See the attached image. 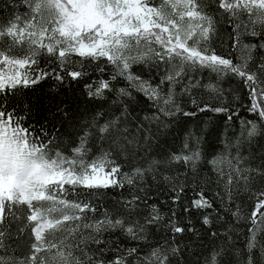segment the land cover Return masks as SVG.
<instances>
[{"label":"snow or ice","instance_id":"snow-or-ice-1","mask_svg":"<svg viewBox=\"0 0 264 264\" xmlns=\"http://www.w3.org/2000/svg\"><path fill=\"white\" fill-rule=\"evenodd\" d=\"M8 3L14 11L0 19V41H8V47L0 48V264H182L179 240L186 232L198 235L192 219L187 220V227L180 226L182 221L173 211L168 223L162 224L164 217L155 205L147 214L143 209L149 189L154 184L159 187V181L175 193L174 204L189 188H201L199 198L183 206L185 213L212 207L203 196V184L209 181H202L199 172L204 159L202 140L194 131L187 132L181 151L167 154L160 141L171 134L172 120L178 114L196 115L184 111L180 97H190L201 112L229 113L231 120V109L223 101L229 96L241 98L231 87L222 86L228 76L242 83L249 111L264 120V55H256L257 49L264 51V40L244 42L248 36H264V0H162L160 6H153L152 0ZM20 7H27L28 12L21 15ZM233 52L239 53L236 62L230 58ZM134 65H142L148 76L135 72ZM204 69L215 73L216 82L202 84L196 78L195 73ZM153 71L159 75L158 83ZM94 75L98 78L93 79ZM49 78L59 83L83 82L87 96L99 102L91 116L85 115L78 126L74 123L72 158L60 151L54 158L49 156L58 137L55 132L50 135L46 126L26 127L27 106L23 116L14 107L8 108L9 94L15 96ZM119 80L125 86L118 87ZM201 88L221 106L212 107L202 97L198 102L193 92ZM137 94L151 102V112L140 115ZM261 132L256 122H246L240 136L225 143L227 155L208 161L218 177L216 183L224 187V193H217L222 206L251 226L245 237L246 251L235 247V230L226 231L225 240L211 250L204 264H256L248 248H264L259 239L264 234V151L259 156L252 151ZM93 149L99 154L86 159ZM257 159L260 163L255 166L248 163ZM223 162L227 173L218 167ZM174 165H183L184 171ZM125 166L129 171L123 170ZM66 185L73 191L79 189L76 195L85 198L78 202L61 198L68 195ZM125 187L128 194L121 191L113 197L110 208L97 219L98 206L92 198ZM242 194L250 211L242 204L232 211L228 204ZM44 203L50 206L45 208ZM201 222L208 226L212 220L204 215ZM28 228L34 238L30 254L17 259L9 254L12 245L8 241L21 237ZM162 230L171 234V240L161 236L153 247V238ZM120 236L140 247H125ZM109 254L114 258L106 259ZM183 264L189 262L183 260Z\"/></svg>","mask_w":264,"mask_h":264},{"label":"trees","instance_id":"trees-1","mask_svg":"<svg viewBox=\"0 0 264 264\" xmlns=\"http://www.w3.org/2000/svg\"><path fill=\"white\" fill-rule=\"evenodd\" d=\"M152 4L153 6H160L161 0H152ZM13 11L14 10L11 8L8 0H0V19L8 18ZM17 11L23 15L28 12V9L27 7H20ZM244 18L247 19L246 16ZM225 21H227V17H225ZM226 27V23L222 25L221 32H223ZM262 40H264V36H248L245 38L244 42L248 44H259ZM218 44L219 41H217V45ZM6 47H8V41H0V48ZM217 51L223 54L221 48L217 47ZM14 54H18L16 50H14ZM237 55H239V53L233 52L230 58L236 62ZM256 55H264V51L257 49ZM73 59H76V57L74 56ZM44 66L45 65L42 61L41 67ZM133 70L138 74L143 73L145 77L148 76V72L144 70L142 65H134ZM107 71L111 72L112 68L109 67ZM153 76L155 77V82L158 83L159 75L153 71ZM195 76L202 81V84L216 82L215 73L207 69L197 71ZM97 78V75L93 76V79ZM104 78L107 79V75H105ZM87 82L92 83V80ZM117 86H125V82L119 80ZM222 86L225 88L231 87L234 90V95L241 98L237 101L234 99V96H229L223 101L224 106L230 107L231 109V120L228 119L229 113H216L213 111L201 112L191 104L190 97H180L179 99L184 111L195 112L196 115L183 116L182 114H178L172 120L171 128L169 130L171 134L167 137H162L160 141V147L165 154L171 152L179 153L183 147L187 132L194 131L201 137L204 159L199 165V172L202 181H209L203 184V196L212 203V207L201 209L190 214L185 213L183 206L185 204L190 206L192 200L198 199L201 188H196L195 191L189 188L181 194L179 203L174 204L172 202V197L175 193H172L169 190L168 185L163 181H159V187L154 184L149 189L146 207L143 209L144 213L147 214L152 209V206L155 205L159 214L164 217V220L161 221L162 224L168 223L173 211L177 213V220L182 221L180 226L187 227V220L189 217L192 219L193 226L196 228L198 235L186 232L184 238L179 240L180 246L184 252L182 264L183 260L188 261L189 264H194L195 261L204 264L205 257L210 254L211 250L217 248L225 240L224 233L233 229L235 230L232 232L235 238V247L242 251H246L245 237L247 235V229L251 225L243 219H237L232 215V212L224 209L217 196V193H224V187L223 184L216 183L218 177L208 161L221 154L226 156L227 150L225 148V143L234 141L240 136L242 129L245 128V123L248 121H254L262 128L261 135L254 139L252 147L254 156L261 155V152L264 151V120L260 119L258 113L249 111L250 100L248 99L247 91L243 88L240 81L233 76H228L222 82ZM166 87L167 86H165V90ZM177 92H179V88H177ZM193 95L198 98V102H200L199 98L202 97L203 100L210 103L212 107L221 106L215 100L210 99L209 95L203 90V88L194 90ZM111 98L112 97H109V100H111ZM2 99L3 97H0V100ZM137 99L139 103L136 107L142 109V111H140L141 116H143L145 112H151L153 110L151 102L146 100L142 95L137 94ZM8 101L9 110L14 107L19 116L25 115V106L30 110L27 112V121L25 122L26 127L29 124H35L37 128L40 126H46L50 135L55 132L58 139L53 142V146L49 149V156L52 158L55 157L57 151H60L67 157L74 156V153L72 152V148L76 146V137L73 135L74 123L75 126H78V122L84 120L85 115L91 116V114L99 107V102L91 100L87 96L83 82L77 84L71 80H65L63 83H59L51 78L41 81L33 87L21 89L15 96L9 94ZM201 106H203L202 103ZM65 113H67V117H65ZM89 147H91V144ZM98 154V151L93 149L86 159H91ZM243 154L245 156L248 155L247 148L244 149ZM153 155H156L155 151L153 152ZM232 155H235L234 151L232 152ZM248 163L255 166V164L260 163V160H250ZM173 167L178 168V171L180 172L184 171L183 165H174ZM218 167H221L225 173L228 172L226 162L219 163ZM123 170L129 171V168L125 166ZM65 187L69 189L68 195L66 197L62 195L61 198L77 202L85 198L83 195H76V192L80 191L79 189L73 191L70 186L66 185ZM121 191L125 195L128 194V188L125 187L122 190L109 189L104 191L101 196L92 198V202L98 206L96 214L97 219L100 218V213H102L105 208H110L112 198L118 196ZM237 204H242L246 211H250L246 195L242 194L241 199L230 202L228 207L231 208L232 211H235ZM88 215L91 217L92 213H88ZM204 215H209L212 220V223L208 226L203 225L201 222ZM218 216L223 217V219H218ZM19 226L23 227V225ZM16 228L17 225L13 224V232H15ZM213 232H217L220 235L213 237ZM116 235L119 236V233ZM164 235H167L171 240V234L162 230L158 236L153 238L152 246L156 247V240H159L160 237ZM119 238L121 244L125 247H140L135 241L125 239L122 236ZM259 239L261 243L264 244V234H261ZM33 240L34 238L31 236L30 228L26 229L25 233L19 238L13 236V238L8 241V243L12 245L9 254H14L17 259H23L30 254L28 249ZM162 242L163 241L161 240V243ZM185 244H188L189 247L184 248ZM247 251L254 257L256 264H264V248L250 247ZM143 254V252L140 253V255ZM237 255L239 256V253H237ZM105 258H114V256L109 254L106 255ZM131 259L134 260L135 257H132Z\"/></svg>","mask_w":264,"mask_h":264},{"label":"rangeland","instance_id":"rangeland-1","mask_svg":"<svg viewBox=\"0 0 264 264\" xmlns=\"http://www.w3.org/2000/svg\"><path fill=\"white\" fill-rule=\"evenodd\" d=\"M161 4H162V0H161ZM47 13H45V16H46ZM69 158H72V157H69ZM45 208H48L50 205L48 203H44L43 205ZM53 216H57V218L59 217V214L54 212L52 213Z\"/></svg>","mask_w":264,"mask_h":264}]
</instances>
